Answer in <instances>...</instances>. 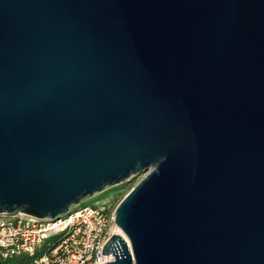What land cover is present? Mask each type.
Returning a JSON list of instances; mask_svg holds the SVG:
<instances>
[{"label":"water","instance_id":"obj_1","mask_svg":"<svg viewBox=\"0 0 264 264\" xmlns=\"http://www.w3.org/2000/svg\"><path fill=\"white\" fill-rule=\"evenodd\" d=\"M140 174L103 264H264V0H0V214Z\"/></svg>","mask_w":264,"mask_h":264},{"label":"built area","instance_id":"obj_2","mask_svg":"<svg viewBox=\"0 0 264 264\" xmlns=\"http://www.w3.org/2000/svg\"><path fill=\"white\" fill-rule=\"evenodd\" d=\"M113 225H116L115 210H110L104 200L79 206L55 220L39 219L20 211L0 214V260L29 256L32 259L28 264H103L113 260V255L102 254L104 244L117 234ZM118 235L129 244L124 233ZM51 237H57L56 243L36 256Z\"/></svg>","mask_w":264,"mask_h":264},{"label":"rangeland","instance_id":"obj_3","mask_svg":"<svg viewBox=\"0 0 264 264\" xmlns=\"http://www.w3.org/2000/svg\"><path fill=\"white\" fill-rule=\"evenodd\" d=\"M142 174L139 176L130 179L129 181H124L122 183L109 186L105 188L104 190L95 193L90 198H88L87 201H83L80 204L86 205V204H92L94 201L101 200L106 201L109 204L110 210H115L117 204L120 202V200L124 197V195L142 178ZM50 240H55V238H52Z\"/></svg>","mask_w":264,"mask_h":264},{"label":"trees","instance_id":"obj_4","mask_svg":"<svg viewBox=\"0 0 264 264\" xmlns=\"http://www.w3.org/2000/svg\"><path fill=\"white\" fill-rule=\"evenodd\" d=\"M52 238H55V240H50ZM57 237H51L43 243L42 248L37 250L36 256H39L48 246L53 245L56 243ZM32 257L29 256H12L10 258H6L3 260H0V264H28L31 262Z\"/></svg>","mask_w":264,"mask_h":264},{"label":"bare ground","instance_id":"obj_5","mask_svg":"<svg viewBox=\"0 0 264 264\" xmlns=\"http://www.w3.org/2000/svg\"><path fill=\"white\" fill-rule=\"evenodd\" d=\"M112 229H113L114 233L121 234V235L123 234L122 231L120 230V228L117 225H113Z\"/></svg>","mask_w":264,"mask_h":264}]
</instances>
